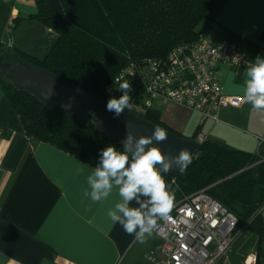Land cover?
<instances>
[{
  "label": "trees",
  "instance_id": "1",
  "mask_svg": "<svg viewBox=\"0 0 264 264\" xmlns=\"http://www.w3.org/2000/svg\"><path fill=\"white\" fill-rule=\"evenodd\" d=\"M34 2L36 11L27 19L38 25L39 38L24 48L0 40V53L9 62L17 59L107 103L111 97L123 94L116 81L128 66L141 67L151 60H164L176 46L201 37L208 14L218 0ZM8 76L0 74V88L29 140L46 143L93 167L99 164L100 152L107 146L123 150L122 144L102 135L88 120L76 119L47 102L36 89L19 87L10 73ZM139 76L136 71V79ZM138 84L139 80L130 82L131 111L184 137L161 119V108L145 113L134 109L141 93L142 84ZM185 138L197 140L198 132ZM129 156L131 162V153ZM161 175L171 185L174 202L183 195L206 189L237 216V229L253 232L258 238V250L264 249V213L256 214L264 206V143L257 152H248L205 137L184 172L161 171Z\"/></svg>",
  "mask_w": 264,
  "mask_h": 264
},
{
  "label": "crops",
  "instance_id": "2",
  "mask_svg": "<svg viewBox=\"0 0 264 264\" xmlns=\"http://www.w3.org/2000/svg\"><path fill=\"white\" fill-rule=\"evenodd\" d=\"M35 11L34 0H0V40L9 41L11 26L30 21ZM201 37L213 43L232 41L251 54V62L264 57V0H218ZM245 70L219 65L225 95L243 97ZM191 117L164 118L161 111V119L177 132L197 122L191 132L196 130L198 137L248 152H257L264 143V111L245 101L221 109L218 122L200 116L194 123ZM90 168L95 167L29 140L0 88V264H153L145 254L160 256L162 239L154 232L139 243L118 223L113 227L106 213L121 202L118 186L113 185L106 200L93 203L84 196ZM129 206L139 207L136 201Z\"/></svg>",
  "mask_w": 264,
  "mask_h": 264
},
{
  "label": "built area",
  "instance_id": "3",
  "mask_svg": "<svg viewBox=\"0 0 264 264\" xmlns=\"http://www.w3.org/2000/svg\"><path fill=\"white\" fill-rule=\"evenodd\" d=\"M252 60L251 54L235 43L223 39L218 43L199 37L187 45H178L164 60H151L141 67L131 64L117 80L132 84L139 80L141 93L134 109L147 111L165 104L187 107L202 119L219 121L225 107L244 103L239 95H225L217 70L228 64L243 71ZM139 72L140 79L135 73ZM205 139L199 136L197 142ZM172 220L157 221L154 231L162 239L161 255L152 252L145 258L153 264H231L225 262L227 252L242 229L239 220L206 189L183 195L174 202ZM259 255L245 256L241 264H258Z\"/></svg>",
  "mask_w": 264,
  "mask_h": 264
},
{
  "label": "clouds",
  "instance_id": "4",
  "mask_svg": "<svg viewBox=\"0 0 264 264\" xmlns=\"http://www.w3.org/2000/svg\"><path fill=\"white\" fill-rule=\"evenodd\" d=\"M116 83L123 94L118 98L111 97L106 110L119 117L126 109L132 110L129 95L131 85L128 81L117 80ZM240 87L244 101L253 109L264 111V57L258 55L253 62L248 63ZM167 138L168 133L155 126L151 136L136 139L126 125L123 150H118L114 145L101 150L99 164L90 168L87 176L88 187L84 190V196L93 203L106 200L113 185L118 186L121 202L107 210V218L113 227L118 223L126 234L134 236L139 243H145L153 235L158 219L172 220L170 213L174 207V194L161 171L169 173L175 165L180 172H184L192 163L191 153L187 149H181L178 155L169 157L158 147L151 146L153 141L163 142ZM140 197L147 199L141 200ZM132 201H136L139 207H130ZM261 213H264V206L256 214Z\"/></svg>",
  "mask_w": 264,
  "mask_h": 264
},
{
  "label": "water",
  "instance_id": "5",
  "mask_svg": "<svg viewBox=\"0 0 264 264\" xmlns=\"http://www.w3.org/2000/svg\"><path fill=\"white\" fill-rule=\"evenodd\" d=\"M2 59L3 55L0 54V61ZM2 67L12 75L15 85L37 89L40 96L47 102L58 106L78 120H88L102 135L117 140L120 144L126 135V125L136 139L141 136H151L155 126H158L168 133V138L163 142L153 141L151 146L158 147L163 154L169 157L178 155L181 149H187L191 153L193 162V157L200 145L196 140L181 137L147 121L134 111L125 110L119 117H115L114 113L106 110L107 103L97 101L89 92L62 81L50 73L29 67L17 59L3 63ZM134 144L135 141H133V151ZM170 172L179 173L180 171L173 165Z\"/></svg>",
  "mask_w": 264,
  "mask_h": 264
},
{
  "label": "rangeland",
  "instance_id": "6",
  "mask_svg": "<svg viewBox=\"0 0 264 264\" xmlns=\"http://www.w3.org/2000/svg\"><path fill=\"white\" fill-rule=\"evenodd\" d=\"M37 28L38 25H35L34 21L22 22L20 24L18 23L16 27L11 26V29L14 30V34L12 32L8 33L7 39H9L10 44H12L13 46H19L21 48L22 47L24 48L25 46L30 45L31 40L33 42L39 38L40 33H39V29ZM31 37H33V39ZM0 74L6 78L10 77L1 70H0ZM28 89H33V87H29ZM138 111L140 112V110ZM161 111H162V117L164 118L177 117L186 120L193 115V117H191L192 120L191 122L194 123L195 121H198L200 117L199 114L192 111L191 109H188L187 107H184L182 105H177L172 103L162 106ZM142 112L145 113L146 111H142ZM195 124L191 129L190 126L185 128L184 126H182L181 128L182 130L179 132L180 135L184 137H190L193 133L191 131L195 128ZM202 127H204L203 123H202ZM251 253H257L259 255L258 264H264V249H261L260 251L258 250L257 236L248 229H242L238 237L234 241L233 245L228 250L225 262H230L231 264H241L245 256Z\"/></svg>",
  "mask_w": 264,
  "mask_h": 264
},
{
  "label": "flooded vegetation",
  "instance_id": "7",
  "mask_svg": "<svg viewBox=\"0 0 264 264\" xmlns=\"http://www.w3.org/2000/svg\"><path fill=\"white\" fill-rule=\"evenodd\" d=\"M0 54H1V53H0ZM6 62H9V61H8V59H6V57L4 56L3 59L0 61V70H1L2 72H5L6 75H8L9 72H8L4 67H2V64H3V63H6Z\"/></svg>",
  "mask_w": 264,
  "mask_h": 264
}]
</instances>
